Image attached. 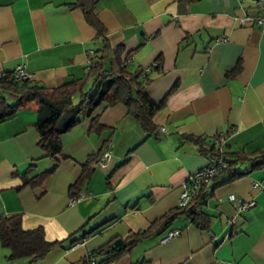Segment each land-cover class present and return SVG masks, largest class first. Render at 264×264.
<instances>
[{"label": "crops", "instance_id": "crops-1", "mask_svg": "<svg viewBox=\"0 0 264 264\" xmlns=\"http://www.w3.org/2000/svg\"><path fill=\"white\" fill-rule=\"evenodd\" d=\"M73 1L0 0V76L19 65L49 87L89 84L88 56L101 42ZM252 1L96 0L109 45L123 47L130 69L160 60L146 84L151 98L164 100L152 118L156 131L147 134L123 103L101 102L93 112L101 127L79 116L60 134L64 155L55 160L37 145L34 102L0 121V213L19 214L23 229L41 226L57 242L35 261L10 260L0 245V264H85L93 251L102 260L107 246H123L131 231L178 205L187 177L213 161L202 145L216 134L224 133L226 150L264 146V32L237 21ZM90 155L86 177L71 189ZM42 171L50 172L22 184L24 174ZM231 196L253 204L238 209ZM201 211L207 227L178 214L107 264H264V168L216 185Z\"/></svg>", "mask_w": 264, "mask_h": 264}, {"label": "trees", "instance_id": "trees-1", "mask_svg": "<svg viewBox=\"0 0 264 264\" xmlns=\"http://www.w3.org/2000/svg\"><path fill=\"white\" fill-rule=\"evenodd\" d=\"M70 4L81 8L86 21L96 29L95 37L99 38L101 42L100 46L90 52L88 56L90 61H88L90 64L88 67L93 74L89 84L85 86L86 78L80 81L76 78L49 87L31 78L15 80L13 72H5L0 76V121L14 116L20 108L34 102L37 114L35 120V128L38 133L37 145L45 154L55 160L64 155L61 150L60 134L76 124L79 121V116L90 117L91 126L95 129L101 127V124L96 121V116H93L94 110L101 102L123 103L147 134H150L156 131L153 115L164 101H156L148 95L146 84L149 77L147 73L143 74L144 67L137 66L130 69L128 62L124 63V60L129 57L128 53L121 57L123 47L120 44L113 47L109 45L104 27L95 11L96 0H75ZM111 60L115 62L114 66ZM157 62L150 67L159 69L160 60L158 58ZM202 147L204 152L211 156L213 160L211 163L220 159L221 166L207 183L202 182L199 185L188 203L178 204L169 209L146 229L131 231L124 238L123 246L114 249L107 246L109 250L106 251L108 253L106 258L96 260L94 256L96 251L88 253L87 258L94 260L95 264H107L119 258L124 251L129 250L150 232L166 228L178 214H185L198 224L201 223V226L207 227V217L201 211V207L212 189L216 185L246 175L251 170L264 168V146L251 151L226 150L225 148L220 150L213 139L208 143V147L205 145ZM94 157L88 156L82 166L81 175L70 185L71 189L84 180L88 170L86 166ZM49 172L42 171L31 176L24 174L22 184L33 183L36 178L35 181H39ZM210 181L212 182L210 183ZM78 191L79 189H77V193L72 191V196L77 195L80 192ZM200 219L205 220L202 223ZM56 243L45 239L41 226L23 229L19 214L0 213V245L8 249V259L28 258L35 261L42 258ZM99 250L102 251V248L100 247Z\"/></svg>", "mask_w": 264, "mask_h": 264}, {"label": "built area", "instance_id": "built-area-1", "mask_svg": "<svg viewBox=\"0 0 264 264\" xmlns=\"http://www.w3.org/2000/svg\"><path fill=\"white\" fill-rule=\"evenodd\" d=\"M252 2L253 3H252L251 12H249L247 9H242L241 14L237 17V21H238V23L243 24V25H249V26L257 27L258 29H260L261 31L264 32V0H253ZM218 39L225 40V37L221 36ZM130 59H131L130 56L127 57L124 60V63L129 62ZM157 63H158L157 61H153L151 63V66L155 65ZM150 68H151L150 66L144 67L143 74L148 73ZM29 75H30L29 72H26L23 69V67L19 66V65L16 67V69L14 71V79L15 80H23L25 78H29ZM158 130L164 131L165 128L163 126H161V127H159ZM214 142L219 147V149L222 150L223 149V142H224V133L219 132V134L214 138ZM109 158H110V152L105 151L100 156V158L97 162H98V164L103 166L107 163ZM220 162H221V160L219 159L217 162L209 163L208 165L204 166L203 168H201L197 172H195V173H193L187 177V179L185 180V182L182 185V190L179 193V200H178L179 205H185L186 203H188V201L191 199V197L193 196L194 192L199 187V185L202 182L207 183L208 180L211 178V176H213L217 173L219 167L221 166ZM253 186L254 187H260L258 182H255L253 184ZM79 196H80V193H78L76 196H74L72 198V200L79 198ZM230 200L234 203L235 206H237L238 209H245L246 207L253 204V201H251V200L243 202V201H239L238 199H236L235 197H232V196L230 197ZM179 231L180 230L177 228L170 229L160 236L159 241L160 242L166 241V240L170 239L171 237L175 236L176 234H178ZM83 241H84V238H82L78 241H75L70 245L69 248H74L78 244L83 243ZM85 264H95V262L92 259H88L85 262Z\"/></svg>", "mask_w": 264, "mask_h": 264}]
</instances>
